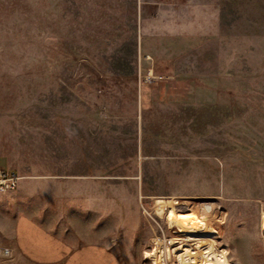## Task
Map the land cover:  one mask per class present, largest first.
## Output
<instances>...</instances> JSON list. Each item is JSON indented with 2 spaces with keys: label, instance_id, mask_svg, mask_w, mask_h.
<instances>
[{
  "label": "rangeland",
  "instance_id": "obj_1",
  "mask_svg": "<svg viewBox=\"0 0 264 264\" xmlns=\"http://www.w3.org/2000/svg\"><path fill=\"white\" fill-rule=\"evenodd\" d=\"M0 168L20 176L0 264H29L28 215L100 264H149L155 237H190L168 199L264 264V0H0Z\"/></svg>",
  "mask_w": 264,
  "mask_h": 264
},
{
  "label": "bare ground",
  "instance_id": "obj_2",
  "mask_svg": "<svg viewBox=\"0 0 264 264\" xmlns=\"http://www.w3.org/2000/svg\"><path fill=\"white\" fill-rule=\"evenodd\" d=\"M159 203L160 208L158 207L156 213L162 216L164 204L162 202ZM166 204L168 205V210L164 216V220L168 227L174 228L173 232H182L190 237H186L184 240H178L177 237H155V245L152 251L145 253L149 264H171L172 253L170 247L175 243H177L178 249L174 252L176 253L174 257L179 261L178 264H237L227 259L225 249L216 250L214 239L207 237L206 233L210 229L211 220L205 213H199L200 215L193 213V215L178 216L173 209L175 200L168 199ZM157 206L158 201L152 205L154 215ZM166 208L164 207V212H166ZM262 220V228L264 229V216ZM190 244H192V247H190Z\"/></svg>",
  "mask_w": 264,
  "mask_h": 264
},
{
  "label": "crops",
  "instance_id": "obj_3",
  "mask_svg": "<svg viewBox=\"0 0 264 264\" xmlns=\"http://www.w3.org/2000/svg\"><path fill=\"white\" fill-rule=\"evenodd\" d=\"M19 236L27 237V257L29 264H62L61 260H68L69 264H100L99 248L93 243L76 246L63 241L52 232H48L39 221L28 215V222L21 225ZM18 248H21L18 246ZM86 250V252H84ZM105 253H108L105 252ZM104 253L108 264H114L112 257ZM109 254V253H108ZM67 263V264H68Z\"/></svg>",
  "mask_w": 264,
  "mask_h": 264
},
{
  "label": "built area",
  "instance_id": "obj_4",
  "mask_svg": "<svg viewBox=\"0 0 264 264\" xmlns=\"http://www.w3.org/2000/svg\"><path fill=\"white\" fill-rule=\"evenodd\" d=\"M20 176L12 169L0 168V193L12 191L18 187ZM264 206H262V209ZM11 249L7 246L0 245V257L9 256Z\"/></svg>",
  "mask_w": 264,
  "mask_h": 264
}]
</instances>
